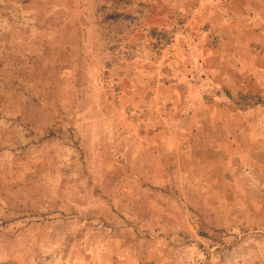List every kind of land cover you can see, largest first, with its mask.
I'll use <instances>...</instances> for the list:
<instances>
[{"label":"rangeland","instance_id":"374dc122","mask_svg":"<svg viewBox=\"0 0 264 264\" xmlns=\"http://www.w3.org/2000/svg\"><path fill=\"white\" fill-rule=\"evenodd\" d=\"M0 264H264V0H0Z\"/></svg>","mask_w":264,"mask_h":264}]
</instances>
